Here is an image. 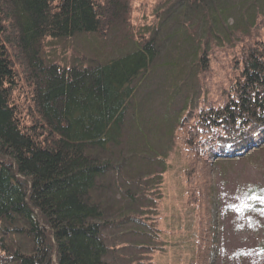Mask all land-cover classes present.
<instances>
[{
  "label": "trees",
  "instance_id": "16d2710c",
  "mask_svg": "<svg viewBox=\"0 0 264 264\" xmlns=\"http://www.w3.org/2000/svg\"><path fill=\"white\" fill-rule=\"evenodd\" d=\"M128 4L0 0V264H107L103 232L113 223L96 195L104 176L122 172L116 150L138 83L162 46L159 29L169 31L170 40L182 23L158 24L112 58L96 52L57 63L44 49L53 39L103 38L116 21L128 31ZM214 5L215 0H168L165 12L180 6L191 18L212 8V24L222 15ZM262 11L245 31L233 33L242 37V49L227 96L204 101L207 53L196 52L199 86L187 89L190 101L172 123L173 136L186 127L187 146L208 160L239 157L264 145V30L257 26ZM207 39L217 43L211 35ZM162 165L160 174L167 169L166 161ZM258 244L264 248V239Z\"/></svg>",
  "mask_w": 264,
  "mask_h": 264
},
{
  "label": "rangeland",
  "instance_id": "374dc122",
  "mask_svg": "<svg viewBox=\"0 0 264 264\" xmlns=\"http://www.w3.org/2000/svg\"><path fill=\"white\" fill-rule=\"evenodd\" d=\"M167 2L128 0V31L116 21L115 29L103 33V38L76 35L53 39L44 49L57 63L68 62L75 55L89 58L96 52L102 59L112 58L129 50L158 24L170 23L172 27L182 23L174 29L179 34L170 40L169 31L159 29L162 46L153 67L138 83L123 145L116 150L122 172L104 176L96 195L106 221L113 223L103 232L108 247L104 261L264 264V248L258 244L264 239V145L239 157L208 160L187 146L186 127L176 129L174 136L172 127L180 108L190 101L187 89L199 86L197 50L207 53L208 66L202 73L204 101L228 95L242 49V37L233 33L252 25L264 0H215L222 18L212 24V8L200 9L189 18L183 16L180 6L165 12ZM171 16L178 22L169 21ZM258 21L257 26L264 30V10ZM208 35L217 43L209 41ZM165 161L167 169L161 176Z\"/></svg>",
  "mask_w": 264,
  "mask_h": 264
}]
</instances>
